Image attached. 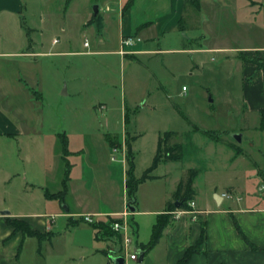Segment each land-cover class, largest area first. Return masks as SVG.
Instances as JSON below:
<instances>
[{
  "label": "rangeland",
  "instance_id": "1",
  "mask_svg": "<svg viewBox=\"0 0 264 264\" xmlns=\"http://www.w3.org/2000/svg\"><path fill=\"white\" fill-rule=\"evenodd\" d=\"M15 1L1 0L5 5L0 9V109L11 126L25 132L19 139L21 159L44 156L52 165L51 180L45 185L50 193L60 189L67 166L61 159L64 137L66 158L72 165L71 195L65 205L74 209L78 202L88 209L119 208L124 195L127 131L134 137L131 145L136 178L150 167L159 136L174 132L176 142L187 144L183 149L186 164L201 171L198 187L204 188L210 180L216 185L223 183L217 172L213 173L218 177L213 174L211 179L203 175L209 161L206 151L189 144L190 131L197 128L214 131L219 137L233 136L240 134L244 125L258 128L259 118L254 115L248 120L241 115L239 69L225 53L178 50L264 45V10L258 9L264 8V0H253L257 3L255 11L245 7V0H198L199 11L192 4L186 8L187 33H181L178 41L167 36L151 46L172 51L138 56L137 60H123L113 53L118 43L115 30L95 35L94 24L83 25L85 15L94 12L95 1L72 0L59 8L58 3L44 6L48 0H18V11ZM28 29L32 47L39 54L24 57L18 52L28 50ZM201 139L197 133L194 141L200 145ZM107 140L114 147L121 145L123 153L114 155ZM0 141L17 145L16 137ZM262 152L264 149L256 151L261 157ZM4 154L10 158L11 152L5 150ZM211 168L219 170L214 163ZM187 171L182 173L179 165H158L150 173L154 179L138 187L131 232L134 244L143 247L149 242L156 215L172 201L176 181L184 179ZM26 183L31 182L21 177L7 185L13 208L19 205L15 195L22 194ZM258 186L254 188L257 192ZM50 205L52 212L63 210L58 200ZM67 223L55 218L51 242L32 240V263L112 264L105 253L108 247L118 251V241L106 236L96 239L89 223ZM157 244L141 262L127 258L125 264H163L164 240ZM26 251L28 242L23 255ZM137 255L140 259L141 251Z\"/></svg>",
  "mask_w": 264,
  "mask_h": 264
},
{
  "label": "crops",
  "instance_id": "2",
  "mask_svg": "<svg viewBox=\"0 0 264 264\" xmlns=\"http://www.w3.org/2000/svg\"><path fill=\"white\" fill-rule=\"evenodd\" d=\"M71 1L48 0L49 3L45 2L44 6L58 3L59 8H61ZM94 1L97 4V13H87L83 25L89 27L94 24L95 29L92 30H94L95 35L102 32L104 35H108L110 30H115L118 43L113 53L119 55L123 60L127 58L137 60L138 56L172 51L166 48H151V46L160 43L167 36L178 41L177 38L182 37L181 33L188 32V25L185 24L187 6L192 4L196 11L200 9L198 0H195L198 2V8L193 0H92L91 2ZM245 1L247 2L245 7L255 11L257 3L253 0ZM3 5L5 2L0 0V9L4 7ZM20 8L21 4L17 0L15 11L20 10ZM258 9L264 10L260 7ZM30 30L28 29L27 36L29 40L28 50L18 52L24 57L39 54L32 47ZM125 37H134L138 40L133 45L123 46L122 39ZM178 51L222 52L225 53L226 59L233 60L238 66L242 86L240 113L244 119L248 120L250 116H258L259 124L256 129H248L244 125V130L239 134V141L231 135L216 136L215 132L211 130L206 131L214 133L212 137L205 134V130L192 129L190 131L189 144L194 149L198 150L199 148L203 152L206 151V158L209 161L208 165H205L203 175H208L211 179L213 174L218 173L223 183L216 185L210 180L204 188L198 187L197 179L201 171L197 169V166L189 167V162L186 164L184 154L180 161L161 162L159 164L165 166L179 165L182 173L189 169L198 171L192 185L194 207L190 211L176 210L173 212L161 235L160 240H164L165 244L163 264H176L183 257L186 248L198 242L203 222L205 223L204 241L199 245L198 251L191 256L188 264H264V193L261 192L264 190V184H262L264 183V152H262V157L256 153V151L264 149V129H262L264 128L262 125V119H264V73L257 71L255 64L242 58L257 57L264 60V45L233 49L184 47ZM229 53L233 55H229ZM5 121L6 124L3 126ZM24 133L23 129L11 126L7 122L4 112L0 109V140L3 137H16L17 141L15 146L0 141V264H34L32 260L35 251L31 249L35 243L32 240L35 239L39 242L35 237H28L20 231H15L13 227L7 224V219L24 221L32 231L40 234L41 241L47 240L46 238L49 236L50 239L47 241L51 242L55 218L66 219L68 225L75 226L82 221V215H95L98 220L105 221L108 217L120 218L122 213L127 211L126 172L128 159L125 142L123 148L126 154L125 160L123 159L122 180L124 195L121 206L119 208L88 209L77 202L74 209H71L67 204L65 205L66 198L71 195V178L68 177L65 194H61L63 178L60 189L50 193L45 185L51 180L52 165L46 162L44 156L38 159L36 156L30 155L21 159L19 139ZM197 133L201 134L203 139L200 140L203 141L200 145L194 141ZM129 134L127 131V143L130 145L133 155L131 142L134 137L129 136ZM35 136L36 132L32 134V137ZM175 136L176 133H174L171 143H178ZM107 142L110 147H114L110 141L107 140ZM180 144L184 149L186 143ZM120 147L117 148L120 149ZM5 150L11 152L10 158L4 157ZM195 160L196 157L193 158V161ZM66 163L69 165V176L72 165L68 163L67 158ZM213 163L218 165V171L212 170L211 165ZM21 177L25 181L28 178L31 183H26V189L21 195H15L19 205L17 208H13L9 202L12 194L6 187L13 180ZM180 180L181 178L176 181L173 193ZM147 181L149 180L145 182ZM145 182L141 184H145ZM256 185H260L257 190L261 193L254 190ZM219 189H221V193L218 192ZM207 193L217 197L218 203L215 199L208 198ZM223 193H230L232 197L223 198ZM52 200H58L61 205L63 203V210L52 212L50 208ZM167 203L161 213L165 212ZM5 210L9 211V215L1 214V211ZM136 212L135 204V212L129 213L127 217L132 227L135 223L133 214ZM27 242L29 252L26 251L23 255L24 246ZM136 246L140 251L141 247ZM30 254L33 255L32 258H30Z\"/></svg>",
  "mask_w": 264,
  "mask_h": 264
},
{
  "label": "trees",
  "instance_id": "3",
  "mask_svg": "<svg viewBox=\"0 0 264 264\" xmlns=\"http://www.w3.org/2000/svg\"><path fill=\"white\" fill-rule=\"evenodd\" d=\"M195 6L198 8V2L193 0ZM28 34V32H27ZM245 61L255 64L257 71H262L264 73V60L258 59L257 57H245ZM262 125H264V119H262ZM195 130H198L195 128ZM205 134L212 137L214 133L205 131ZM174 137V132H165L159 136L157 141L156 152L153 158V161L149 168H147L143 175L140 178L134 176V159L131 153L130 145L127 143V159H128V170L126 172V194L128 197L127 204L135 208V194L137 192L138 186L149 179H154L150 173L157 168L161 162H177L180 161L183 157V146L180 143H171L172 138ZM214 138V137H213ZM68 155L67 150V141L64 137L61 138V159L64 160L66 164V157ZM65 173L63 174L62 179V191L61 194H65L67 189L69 165L66 164ZM198 171L195 169H189L187 171L186 177L181 179L178 183L175 192L173 193V198L171 202H168L164 213L157 215L156 221L152 226V233L149 242L141 247V253L144 256L146 252L152 249L160 240L161 235L168 225L169 218L176 210L190 211L191 208L188 206V202L193 199L194 190H193V181L197 176ZM47 194V193H46ZM179 203V207H175V203ZM108 222L100 221L96 224H92L94 230L95 238L99 239L102 236L112 238L114 236L113 232L109 227L110 221L113 220L112 217H108ZM7 224L15 231L22 232L23 235L28 237H35L41 241V236L38 232L32 231L28 225L21 220H10L7 219ZM205 238V223H202L201 235L198 242L193 246H188L184 252L183 257L176 264H188L191 256L198 251L199 245L204 241ZM47 240L50 239L48 236ZM105 253V252H104ZM107 255V253H105Z\"/></svg>",
  "mask_w": 264,
  "mask_h": 264
},
{
  "label": "built area",
  "instance_id": "4",
  "mask_svg": "<svg viewBox=\"0 0 264 264\" xmlns=\"http://www.w3.org/2000/svg\"><path fill=\"white\" fill-rule=\"evenodd\" d=\"M138 39H135L134 37H125L122 39V45L123 46H130L135 43ZM112 152L117 154L118 152H122V150L118 149L117 147H113ZM125 153V152H124ZM112 160L115 159V156L111 157ZM223 198H231L232 195L230 193H223ZM188 206L192 209L194 207L193 200L188 202ZM129 212L128 210L122 213V216L120 218H113L112 221L109 223V227L111 231L113 232L114 238L116 241H118V251H113V249L109 248L107 249L106 253L110 257H123L124 258V264L126 259L128 258L131 261H138V255H137V246L133 242V238L131 236L132 232V226L128 220ZM95 215H82L81 219L83 222L89 223L90 225L96 224L102 220H98ZM104 222H108V219H106ZM112 262V260H111ZM113 264V262H112Z\"/></svg>",
  "mask_w": 264,
  "mask_h": 264
},
{
  "label": "water",
  "instance_id": "5",
  "mask_svg": "<svg viewBox=\"0 0 264 264\" xmlns=\"http://www.w3.org/2000/svg\"><path fill=\"white\" fill-rule=\"evenodd\" d=\"M94 13H97V7L96 6L94 7ZM233 138L236 139L237 141H239L240 140V135L239 134L233 135ZM214 198H215L216 203H218L217 202L218 201L217 197H214ZM175 207L176 208L179 207V203L178 202L175 203ZM127 210H128L129 213L135 212V208L129 206L128 204H127ZM1 214L2 215H9V211H6V210L5 211H1ZM137 252H138V250H137ZM142 256L143 255L141 253L139 262L142 261ZM110 259L112 260L113 264H124V258L123 257H110Z\"/></svg>",
  "mask_w": 264,
  "mask_h": 264
}]
</instances>
